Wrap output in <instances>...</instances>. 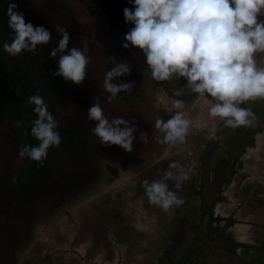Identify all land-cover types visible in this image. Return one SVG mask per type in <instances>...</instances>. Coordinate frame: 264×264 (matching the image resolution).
Segmentation results:
<instances>
[{"label": "rangeland", "instance_id": "1", "mask_svg": "<svg viewBox=\"0 0 264 264\" xmlns=\"http://www.w3.org/2000/svg\"><path fill=\"white\" fill-rule=\"evenodd\" d=\"M9 2L0 0V12L6 21ZM11 2L24 14L26 22L45 27L52 36L48 44L38 45L33 52L11 56L2 48L13 82L22 81V87L27 88L22 98L12 97L16 112L25 123H30L36 115L32 106L27 105V96H43L48 110L59 122L57 130L61 143L48 150L42 164L26 157L22 158L24 165L20 170L0 173V213L11 221L0 231L9 252L4 264H124V256L141 258L148 250L152 254L151 261L157 259L170 240L168 234L163 235L159 243L155 240L160 246L158 250L148 248L154 243L153 238L158 239L161 234L155 219L167 212L149 203L143 182L159 179L174 160L190 167L191 171L197 170L198 176L202 168L201 150L209 130L193 127L185 145L171 146L157 142L159 133L154 123L158 117L166 120L174 114V99L183 102L182 110L193 120L208 118V105L184 88L183 82L156 81L144 70H130L129 74L117 78L115 82L132 81L134 87L130 93L121 92L108 102L110 94L103 89L104 74L114 61H121L107 41L98 37L99 17L106 19V32L103 31L108 37L110 30H118L116 26L129 24L123 14L125 7H133L128 0ZM261 18L264 19V15ZM56 24L69 32V49L83 48L82 41L89 46L91 60L86 78L79 85L53 75L58 64L49 54L61 35L55 29ZM4 27L3 34L0 32L3 43L10 42L12 30L8 24ZM257 62L264 66V54H257ZM143 89L149 93L143 94ZM93 103L101 106L107 118L121 116L137 127L132 152L118 145L105 146L98 142L91 131L96 122L87 118ZM219 121L218 118L210 119V124ZM140 132L148 134L146 143L140 140ZM38 143L37 140L35 145ZM19 158L15 159L19 161ZM194 162L196 164L192 165ZM199 181V177L194 181L196 188ZM190 183L189 175L182 187ZM228 195L231 196L230 191ZM157 214L160 215L157 217ZM130 220L133 231L123 237L117 234V228L128 229L126 223ZM103 227L112 228L107 231V238L113 241L112 247L117 249L115 254L98 244L102 234L98 237L95 229L103 230Z\"/></svg>", "mask_w": 264, "mask_h": 264}, {"label": "clouds", "instance_id": "2", "mask_svg": "<svg viewBox=\"0 0 264 264\" xmlns=\"http://www.w3.org/2000/svg\"><path fill=\"white\" fill-rule=\"evenodd\" d=\"M133 7H125L123 14L127 23L133 25L125 34L122 46L140 49L147 69L156 81H172L184 78L189 92L208 105V118L195 120L182 110L183 102L174 99L176 109L168 119L158 117L154 128L159 133L157 142L171 146L187 143L191 128L208 129L216 138V125L210 119H219L225 128H255L258 117L248 107L249 102L264 99V66L257 62V54H264V0H128ZM7 24L12 39L5 41L3 50L11 56L24 51L33 52L38 45L50 42L51 31L43 26L26 22L24 14L17 11L11 0L7 8ZM55 29L60 39L50 51L56 58L58 68L54 76L77 85L86 78L91 57L89 46L69 49L70 35L59 24ZM130 73L128 62H115L104 74L103 89L109 93L110 103L121 92L130 93L134 82H115ZM36 118L31 121V135L39 141L36 145L25 144L19 151L27 157L43 163L51 147H58L61 135L58 120L48 110L45 98L40 94L28 97ZM89 120L95 121L92 133L105 146L118 145L132 152L137 127L121 116L109 119L98 103L88 109ZM22 127L23 120L15 121ZM139 138L147 142L148 134L140 132ZM190 167L180 161H170L159 179L143 182L149 203L164 212L185 203L176 190L189 179Z\"/></svg>", "mask_w": 264, "mask_h": 264}, {"label": "flooded vegetation", "instance_id": "3", "mask_svg": "<svg viewBox=\"0 0 264 264\" xmlns=\"http://www.w3.org/2000/svg\"><path fill=\"white\" fill-rule=\"evenodd\" d=\"M132 58L138 59L134 71L144 70L151 75L144 55ZM179 82L186 84L184 78ZM142 93L148 94L149 90L143 89ZM247 106L258 117L255 128H225L221 121L217 122L216 138L208 133L202 154L197 156L198 159L200 154L203 155L200 157V174L197 176V170L192 169L189 174L191 183L188 187L181 186V190L174 189L172 181H168L170 188L178 195L181 193L185 203L173 207V211L170 208L165 215L161 214L163 217L155 219L161 234L158 239L153 238L154 243L148 249L158 250L160 246L157 243L167 233L170 240L166 242V248L152 261L150 250L144 251L141 258L126 257L122 253L124 264H264V99L249 102ZM204 167L209 168L207 175ZM197 177L200 181L196 188L194 181ZM207 181L215 184L211 192L203 191V184ZM210 193L214 194L216 201H207L205 206L203 196ZM126 224L127 230L116 229L122 237L133 231V221ZM109 229L112 230L105 227L103 230L95 229L98 237L102 234L98 244L115 254L117 249L112 247L111 238H107ZM139 246L143 247V244Z\"/></svg>", "mask_w": 264, "mask_h": 264}, {"label": "trees", "instance_id": "4", "mask_svg": "<svg viewBox=\"0 0 264 264\" xmlns=\"http://www.w3.org/2000/svg\"><path fill=\"white\" fill-rule=\"evenodd\" d=\"M0 32L3 34L6 18L2 17L0 12ZM0 33V173L20 170L22 165V158L19 161L15 158L19 156L21 147L25 144L35 145L37 140L31 135V122L23 124L22 127H17L15 121L22 120L17 114L14 99H20L27 92L26 87H22L19 83L13 82L11 77V69L7 65L6 55L2 50V35ZM31 96L28 94L27 98ZM21 159V160H20ZM1 192V190H0ZM11 223L8 217H3L0 213V231L1 227ZM9 256V252L1 239L0 234V264Z\"/></svg>", "mask_w": 264, "mask_h": 264}, {"label": "water", "instance_id": "5", "mask_svg": "<svg viewBox=\"0 0 264 264\" xmlns=\"http://www.w3.org/2000/svg\"><path fill=\"white\" fill-rule=\"evenodd\" d=\"M100 19V24H99V32H98V37L100 39L106 40L107 43L110 45L111 50L114 51V55L119 57V60L121 62H128L130 64V70H133V67H135L137 65V60L138 59H133L132 57L138 58V56H143V52L136 48V47H132L130 46L129 48L125 49L122 44L126 41H124V36L127 33V31L132 27L131 24L128 25H123V26H116V28L118 29L116 31V29H112L110 30V35L108 37H106L105 32H106V28H107V24L105 22V17H99ZM127 24V23H126ZM131 26V27H129ZM103 29H105V32L103 31ZM108 38V39H106ZM134 71V70H133ZM137 72V70H135ZM214 141L209 145V149L212 147ZM210 151V150H209ZM204 173L205 175H207L209 173V168L208 167H204ZM205 185L207 187H205ZM215 186L214 183H211L209 181L205 182L203 184V191H207L209 190V192H211L212 190V186ZM204 198V205L206 206V202L208 201V203H211L213 201H216V197L214 196V194L210 195H205L203 196ZM211 208V207H210ZM212 209V208H211ZM209 217L211 216V213H209L208 215Z\"/></svg>", "mask_w": 264, "mask_h": 264}, {"label": "bare ground", "instance_id": "6", "mask_svg": "<svg viewBox=\"0 0 264 264\" xmlns=\"http://www.w3.org/2000/svg\"><path fill=\"white\" fill-rule=\"evenodd\" d=\"M260 138V137H259Z\"/></svg>", "mask_w": 264, "mask_h": 264}]
</instances>
